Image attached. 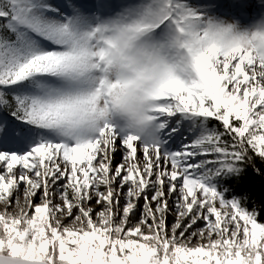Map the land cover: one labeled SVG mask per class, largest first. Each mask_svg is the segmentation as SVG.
<instances>
[{
	"label": "snow or ice",
	"instance_id": "1",
	"mask_svg": "<svg viewBox=\"0 0 264 264\" xmlns=\"http://www.w3.org/2000/svg\"><path fill=\"white\" fill-rule=\"evenodd\" d=\"M249 170L248 0H0V264H264Z\"/></svg>",
	"mask_w": 264,
	"mask_h": 264
},
{
	"label": "trees",
	"instance_id": "2",
	"mask_svg": "<svg viewBox=\"0 0 264 264\" xmlns=\"http://www.w3.org/2000/svg\"><path fill=\"white\" fill-rule=\"evenodd\" d=\"M239 191H250L251 193L259 196L264 191V182L261 178L256 176L249 170L248 175L244 178L242 184L238 188Z\"/></svg>",
	"mask_w": 264,
	"mask_h": 264
},
{
	"label": "bare ground",
	"instance_id": "3",
	"mask_svg": "<svg viewBox=\"0 0 264 264\" xmlns=\"http://www.w3.org/2000/svg\"><path fill=\"white\" fill-rule=\"evenodd\" d=\"M117 159H119V156H117Z\"/></svg>",
	"mask_w": 264,
	"mask_h": 264
},
{
	"label": "rangeland",
	"instance_id": "4",
	"mask_svg": "<svg viewBox=\"0 0 264 264\" xmlns=\"http://www.w3.org/2000/svg\"><path fill=\"white\" fill-rule=\"evenodd\" d=\"M250 1V0H249Z\"/></svg>",
	"mask_w": 264,
	"mask_h": 264
}]
</instances>
